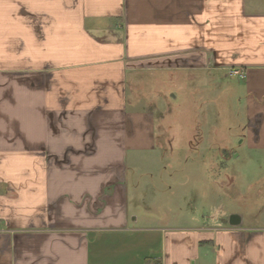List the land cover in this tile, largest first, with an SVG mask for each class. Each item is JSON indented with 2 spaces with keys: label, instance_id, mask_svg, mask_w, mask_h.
<instances>
[{
  "label": "crops",
  "instance_id": "0c3cea01",
  "mask_svg": "<svg viewBox=\"0 0 264 264\" xmlns=\"http://www.w3.org/2000/svg\"><path fill=\"white\" fill-rule=\"evenodd\" d=\"M190 70L240 80L243 155L264 157V0H0V264H264L243 214L139 226L130 207L127 160L157 147L131 85Z\"/></svg>",
  "mask_w": 264,
  "mask_h": 264
},
{
  "label": "rangeland",
  "instance_id": "374dc122",
  "mask_svg": "<svg viewBox=\"0 0 264 264\" xmlns=\"http://www.w3.org/2000/svg\"><path fill=\"white\" fill-rule=\"evenodd\" d=\"M208 73H146L131 85V99L142 98L157 124L155 151L127 160L139 226H179L195 214L201 226H227L231 212L243 214L246 226H264V157H245L241 147L248 135L243 85L223 75L215 86Z\"/></svg>",
  "mask_w": 264,
  "mask_h": 264
},
{
  "label": "water",
  "instance_id": "95a60500",
  "mask_svg": "<svg viewBox=\"0 0 264 264\" xmlns=\"http://www.w3.org/2000/svg\"><path fill=\"white\" fill-rule=\"evenodd\" d=\"M240 223V219L238 216L234 215L231 217L230 224L231 225H238Z\"/></svg>",
  "mask_w": 264,
  "mask_h": 264
},
{
  "label": "built area",
  "instance_id": "2783aa9c",
  "mask_svg": "<svg viewBox=\"0 0 264 264\" xmlns=\"http://www.w3.org/2000/svg\"><path fill=\"white\" fill-rule=\"evenodd\" d=\"M233 74L239 75L241 77H244V75L241 72H233Z\"/></svg>",
  "mask_w": 264,
  "mask_h": 264
}]
</instances>
